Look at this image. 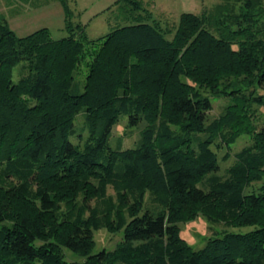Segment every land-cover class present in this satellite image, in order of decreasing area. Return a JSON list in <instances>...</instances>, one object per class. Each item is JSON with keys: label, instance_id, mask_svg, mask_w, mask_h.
Listing matches in <instances>:
<instances>
[{"label": "trees", "instance_id": "16d2710c", "mask_svg": "<svg viewBox=\"0 0 264 264\" xmlns=\"http://www.w3.org/2000/svg\"><path fill=\"white\" fill-rule=\"evenodd\" d=\"M69 1L58 0V39L47 27L18 36L0 16V264H264V0L183 11L175 26L142 0H116L124 24L95 39L74 33ZM122 117L143 125L113 149ZM195 132L205 137L194 146ZM242 136L220 175L216 149L226 160ZM146 192L161 210L143 208ZM200 214L253 228L194 249L179 224ZM101 228L121 239L94 252Z\"/></svg>", "mask_w": 264, "mask_h": 264}, {"label": "rangeland", "instance_id": "374dc122", "mask_svg": "<svg viewBox=\"0 0 264 264\" xmlns=\"http://www.w3.org/2000/svg\"><path fill=\"white\" fill-rule=\"evenodd\" d=\"M116 0H70L69 5L74 11L73 30L77 35L86 34L88 38H98L111 31L115 26L123 25V8L115 5ZM221 0H142L143 7L152 13V16L159 20L162 25L175 26L179 20L181 12L199 13L203 9L210 8L213 4ZM0 16L5 17L9 26L18 36H25L38 28L47 27L53 39H58L68 35L64 28V15L58 0H0ZM77 22L85 26L76 27ZM13 77L17 79L21 74L20 66L14 68ZM77 80V79H76ZM79 80V79H78ZM82 83V81H80ZM82 85H79L81 91ZM263 93V90H259ZM227 102L225 98L213 99V108L208 113L211 120L218 115L221 107ZM84 115L78 113L74 120L76 125V135L71 137L75 143H83V135H78L83 128ZM254 123L258 128L264 127V108L258 107ZM142 123L129 125L127 120L120 118L111 129L108 144L113 149H125L132 147L138 139ZM84 134H88L85 128ZM192 145L204 138V133L192 134ZM249 143L247 136H242L229 150L230 155L226 160L223 154L226 148L216 149L219 157V174L225 173V169L232 163V154L242 146ZM109 194H114L112 188H108ZM153 195L146 192L143 208H149L154 212L161 210V205L153 201ZM141 213V212H140ZM180 235L194 249L202 248L210 237L221 235L224 231L234 233H244L251 230L252 226H223L222 224L210 221L206 215L200 214L196 218L179 224ZM224 230V231H223ZM223 231V232H222ZM122 233H112L103 228L95 231L94 252L104 248L112 249L120 241ZM68 260H78L79 256L64 249Z\"/></svg>", "mask_w": 264, "mask_h": 264}]
</instances>
